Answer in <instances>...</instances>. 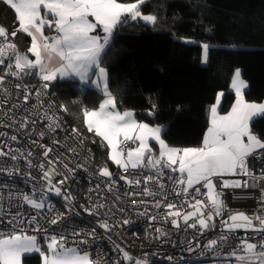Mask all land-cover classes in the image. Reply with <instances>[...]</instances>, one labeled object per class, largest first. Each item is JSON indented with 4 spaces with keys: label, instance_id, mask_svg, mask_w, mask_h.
Wrapping results in <instances>:
<instances>
[{
    "label": "snow or ice",
    "instance_id": "6c2138e0",
    "mask_svg": "<svg viewBox=\"0 0 264 264\" xmlns=\"http://www.w3.org/2000/svg\"><path fill=\"white\" fill-rule=\"evenodd\" d=\"M3 3L14 10L16 25L10 34L6 27L0 25V65L4 66L3 73L0 74V93L3 98L0 104L8 103L12 93L6 85L8 76L16 79H23L24 76L36 75L41 84L36 86L33 93L26 84L17 83L16 89H23V101L25 104L35 96L37 103L32 105L34 111H29V116L38 115L44 127L36 131L37 120L23 116L21 120H16L9 116L12 109L5 111V116L12 120V124H4V127H12L18 124L20 129H28L29 124L33 127L27 132L29 136L35 132L38 140L31 143L42 151V157L38 163H33L30 157L34 156L31 149L25 151L20 148L13 149L6 142L0 144V157L11 159L12 161L24 160L25 173L28 181H32L31 192L24 193L19 190L13 192L7 184L0 183V218L10 217L7 223L12 226L10 233L0 232V264H23L26 254L38 253L42 259V264H101L100 260H93L88 252L82 251L79 247L68 246V235L62 230L56 234H49L48 229L41 226L38 219L41 212L47 210L54 213L47 217L49 225H59L64 220V213L55 209V205L50 202V196L61 197L66 202V207L71 212L70 205L74 200L71 192L68 191V182L73 180L77 169L87 171L84 163H77L70 166L63 155L51 156L53 147L42 143L45 136L54 134L58 129H62L61 117L58 113L50 114L48 109L54 107V102L48 103V108L44 109V101L41 99L40 89L46 90L50 83L59 79L78 78L82 85L90 84L104 97L97 108L89 109L82 107L81 112L83 122L88 132L94 133L106 142L109 149L108 159L123 171L129 168L132 170L149 169L154 170V174L145 175L142 179L139 176L129 178L120 175L119 179L124 180L130 186H141L142 192L125 193V196H150L161 197L154 201V206L159 209L164 207L167 211L163 215L165 221H169L174 228L180 227L182 219L188 228L208 230L215 228V220L222 217L226 209L223 200V192L217 190V182L214 178L224 176H239L246 179L222 180L220 188H242L257 187L258 181L264 179V169L261 175L256 176L252 168L249 167V157L264 156V139L254 134L251 130V122L254 117L264 116V103L249 102L244 98V90L248 87L247 82L242 79L241 70L235 69L231 79V88L235 91L236 101L231 110L224 115L218 112L219 96L217 103L210 108V124L203 137L202 143L197 147L178 148L170 146L162 136L164 129L157 125L151 126L148 123L139 122L135 118L133 110H118L117 97L109 87V75L105 67L102 66L103 59L110 46L117 26L124 22V17L131 20L137 18L155 25L157 16L144 14L140 6L145 0H135L132 3H121L119 0H2ZM51 17V18H49ZM91 18V19H90ZM45 28L52 29L55 35H46ZM100 29L103 35L97 33ZM27 34L30 39V47L26 52H20L13 42L17 33ZM202 62H208L209 45L203 44ZM30 54V55H29ZM34 57V59L32 58ZM55 61V63H54ZM23 105H12V108ZM41 109H44L41 111ZM155 104L149 110V115L153 114ZM60 110L67 112L66 105L61 104ZM22 121V122H21ZM0 136H8L7 133H0ZM80 136L79 130L72 128L71 136L67 139H75ZM11 141H17L18 136L13 134L9 137ZM155 141L159 146L158 152L153 149L149 141ZM129 142L135 144L128 147ZM82 143V139H81ZM51 144L61 146V141L51 139ZM66 152L73 155L76 153L75 147H69L67 143L62 145ZM5 148L8 150L5 151ZM6 162V161H5ZM264 164V160L260 161ZM35 168L39 175L34 176L32 169ZM17 165L5 167L4 162H0V173L12 177L20 174ZM167 178L172 182L176 196L190 197L184 203L193 211L181 212L179 209L183 204L173 202L164 203L168 200V187L164 184L165 172ZM99 177L107 178L106 188L108 192L113 190L117 183L112 179L113 173L107 166L101 167L96 173ZM60 177V179H56ZM154 183L156 189L148 185ZM199 185V187H197ZM100 184L97 183L90 192H97ZM201 188L206 192L201 193ZM3 189H9L7 195ZM200 194L205 199H196ZM98 194V193H97ZM117 199H120L117 196ZM17 201V211L12 212L13 201ZM262 207L253 215H248L243 211L231 212L227 220H222L226 232H222L217 239H211L205 245L208 251L214 253L218 259H222V264H264V190L260 197ZM194 201V202H192ZM132 205H137V200L130 201ZM148 203L141 199L139 204ZM30 206L35 210L36 215L25 217L20 211L23 205ZM7 205V206H6ZM106 207L104 203H93L91 208H85L90 215H98V210ZM121 212L123 208L118 209ZM111 211V209L109 210ZM138 215H148L147 209L138 212ZM149 220L155 221V215L148 216ZM189 221H192L189 223ZM4 222L0 219V223ZM99 227L106 232H110L114 227L128 225L129 220L124 219L122 224L112 225L107 219L98 221ZM30 227L33 233L43 234L46 244L44 250L38 242L36 234H29L24 227ZM71 228V235L87 236L95 239L96 230L77 231L75 226L65 225ZM243 229L255 233V237L244 238L227 252L222 249L228 246L229 235L227 233ZM159 234L154 237L160 239L168 236L162 228H157ZM110 239V238H109ZM80 243L87 244V239H82ZM115 249L122 253V259L130 264H149L146 258H135L132 254L115 245ZM167 259L172 260L171 256ZM114 264H121L120 260Z\"/></svg>",
    "mask_w": 264,
    "mask_h": 264
},
{
    "label": "trees",
    "instance_id": "16d2710c",
    "mask_svg": "<svg viewBox=\"0 0 264 264\" xmlns=\"http://www.w3.org/2000/svg\"><path fill=\"white\" fill-rule=\"evenodd\" d=\"M140 10L157 16V23L127 18L103 61L118 110L137 112L140 122L165 129L162 136L170 146L184 148L202 143L219 93L226 92L221 112L231 110L235 69L249 85L246 100L264 103V0H146ZM15 22L14 10L0 0V25L10 34ZM13 42L26 51L29 39L18 32ZM205 43L207 66L201 62ZM49 92L59 110L61 104L67 106V112L60 110L67 125L79 130L96 160L108 162V148L86 130L81 112L82 107L97 108L103 96L60 80ZM251 130L264 139V116L252 121ZM25 261L41 264L33 256Z\"/></svg>",
    "mask_w": 264,
    "mask_h": 264
},
{
    "label": "built area",
    "instance_id": "2783aa9c",
    "mask_svg": "<svg viewBox=\"0 0 264 264\" xmlns=\"http://www.w3.org/2000/svg\"><path fill=\"white\" fill-rule=\"evenodd\" d=\"M55 32L53 30V34ZM4 66L0 65V74L3 73ZM21 83L29 86V90L33 93L36 91V86L41 84V81L35 75L24 76L23 79H16L15 77L8 76L6 78V85L9 91L12 93L11 98L6 104H0V133H7L8 136H0V144L5 142L10 145L13 149L20 148L21 150L27 152L31 149L34 153L33 163H38L41 161L42 157L39 155L41 149L34 146L31 141L38 140L39 137L36 136L35 132L29 136L27 132L33 127L29 124L28 129H20L18 124H13L12 127H4V124H12V120L5 116V111L12 109L9 116H13L16 120H21L23 116H29V111H34L32 105L37 103L35 96H33L27 104L23 101L24 91L23 89H16L15 84ZM54 84L51 82L50 85ZM42 95L41 99L44 101V109L48 108L49 102H54L51 98L49 88L46 90L40 89ZM3 98V94L0 93V99ZM79 98H74L77 101ZM23 105L22 107L12 108V105ZM28 109L29 111H26ZM44 109H41L43 111ZM49 113H58L61 117L62 129H58L54 134H48L45 136L42 143L49 144L53 147V152L51 156L63 155L66 162H70V166H75L77 163H84L87 171L83 169H77L75 177L73 180L68 182L67 188L74 197L70 207L72 211L68 210L66 207V202L60 198H53L50 196V200L55 205V209L64 213V220L59 225H49L47 222V217H50L54 213H49L47 210L41 212L40 217H38L41 226L48 229L49 234H56L62 230L66 235H68V246L69 247H79L82 251L88 252L93 260H100L101 264H114V261L120 260L121 264H130L129 261L122 259V253L115 249V245H119L121 248L129 251L135 258H146L149 264H222V259H218L213 252L208 251L205 245L211 239H217L222 232H226L222 220H227L231 212L243 211L248 215H253L262 207V202L260 197L262 195V190H264V179L258 181L257 187H242V188H220V182L222 180H235V179H246L239 176H224L214 178L217 182V190L223 192V200L226 204V209L222 217H217L215 220V228H210L208 230H200L188 228L184 225L183 220H180V227L174 228L169 221H165L162 217L167 211L164 207L157 209L154 206V201L161 199V197H150V196H125L127 193H140L142 192L141 186H130L126 181L120 180V175H125L129 178H134L139 176L141 179L145 175L154 174V170L149 169H137L132 170L129 168L127 171L115 168L109 162L99 163L96 160L95 152L85 144L81 138L77 137L75 139H67L66 137L71 136V128L67 125L64 116L61 111L54 103L52 109H48ZM30 119L37 120L35 125L36 131H40L44 127V123L40 122L38 115L29 116ZM22 122V121H21ZM17 135V141H11L9 137L11 135ZM61 141V146H54L51 144L52 138ZM67 143L69 147H75L76 153L78 155H73L66 152L64 145ZM128 147H134V144L129 142ZM8 149L5 148V151ZM264 160V156L249 157V167L253 169L256 176L261 175V169H264V164L260 161ZM6 161V162H5ZM0 162H4L5 167H11L12 165H17L20 168V174L12 177H8L4 173H0V183L7 184L10 186L11 191L15 192L19 190L20 192L30 193L32 181H28L25 173L28 170L26 168V163L24 160L12 161L4 157H0ZM107 166L109 170L113 173L112 179L116 180L117 183L113 186L111 192L107 191L106 184L107 178L99 177L96 173L101 167ZM32 173L34 176H38V171L33 168ZM169 172H165L164 184L168 187V200L164 203L173 202L177 204H183L179 210L181 212L193 211L192 208L188 207L185 200H190V197H185L183 195L176 196L174 192L175 189L172 182L168 180ZM57 180L60 177L56 178ZM100 184V188L97 192H90V189H94L96 184ZM150 188L157 189L154 183L148 185ZM199 187V185H197ZM9 189H3L5 195H7ZM196 195V199H205L203 195L195 194L193 190H190ZM206 192V189L201 188V193ZM98 193V194H97ZM117 196L120 199H117ZM132 199L137 200V205H132L130 201ZM143 199L148 201V203L141 205L139 201ZM194 202V201H192ZM13 206L11 208L12 212L17 211V201H13ZM93 203H104L106 207L98 210V215H90L85 211V208H91ZM7 206V205H6ZM123 208L125 211L121 212L118 209ZM111 209V211H109ZM145 209L148 211V215L141 216L138 212H143ZM25 215V217L36 215L35 210H33L28 205H23L20 208ZM155 215L157 219L155 221L149 220L148 216ZM10 217H2L4 222L0 223V232L10 233L12 226L7 223V219ZM107 219L110 224L117 225L122 224L124 219L129 220L128 225H122L114 227L110 232H106L104 229L99 227L98 221ZM192 221H189L191 223ZM65 225L75 226L77 231L86 230L90 231L92 228L96 230L95 239L87 237L84 235L73 237L71 235V228H65ZM28 230L29 234H36L38 236V242L41 244L42 248L46 250V244L44 241L43 234L33 233L29 226L24 225ZM157 228H162L168 233V236L161 237L160 239H155L154 237L159 234L156 232ZM229 235L228 246L222 249V252L229 251L232 247L239 242V240L246 237L251 238L259 237L251 232L245 231L243 229L236 230L232 233H227ZM110 238V239H109ZM82 239H87L88 243H80ZM171 256L173 259L169 260L167 257ZM234 264V262H233Z\"/></svg>",
    "mask_w": 264,
    "mask_h": 264
},
{
    "label": "crops",
    "instance_id": "0c3cea01",
    "mask_svg": "<svg viewBox=\"0 0 264 264\" xmlns=\"http://www.w3.org/2000/svg\"><path fill=\"white\" fill-rule=\"evenodd\" d=\"M146 1V0H145ZM119 2H121V1H119ZM121 3H123V2H121ZM8 6V5H7ZM142 6V5H141ZM141 6H140V9H141ZM10 7V6H9ZM49 18H51V17H49ZM127 18L128 17H124L123 19H124V22L127 20ZM91 19V18H90ZM135 21H143L142 19H140V18H137ZM123 22V23H124ZM143 22H145V21H143ZM123 23H121L120 25H118L117 26V28H116V30L114 31V34H113V36L114 35H116V33L119 31V29H120V27L122 26V24ZM147 23V22H146ZM19 33H21V32H19ZM97 33H99L100 35H103V33H102V31L98 28L97 29ZM22 34V36H24V37H26V38H28L29 39V44H28V47H27V49L30 47V43H31V39H30V37L27 35V34H24V33H21ZM45 34L46 35H52L53 34V30L52 29H48V28H45ZM112 41H113V37H112V39H111V41H110V45H111V43H112ZM110 47V46H109ZM109 49V48H108ZM108 49H107V51H108ZM27 51V50H26ZM26 51H20V52H26ZM30 55V54H29ZM33 59H34V57H32ZM105 58V57H104ZM209 59V58H208ZM103 61H104V59H103ZM201 62H202V60H201ZM54 63H55V61H54ZM207 63H209V60H208V62ZM207 63H203L202 62V65H204V66H207ZM102 66H103V62H102ZM36 76V75H35ZM241 76H242V79H243V75H242V71H241ZM39 79V78H38ZM57 80H60V81H68V82H71V83H73V84H76V85H78L83 91L84 90H87V89H91V90H93V91H95V92H97V93H99V94H101L99 91H97L95 88H93L90 84H88V85H82L80 82H79V80H78V78H71V79H57ZM56 80V81H57ZM53 82H55V81H53ZM248 84V83H247ZM248 88H249V85H248V87L244 90V98L246 99V97H245V92L248 90ZM231 92H233L234 94H235V91L231 88ZM221 93H223V96H219V94H218V96H219V105H218V112L221 114V115H224V114H227V113H222L221 112V107H222V105H223V102H224V99H225V96H226V92H221ZM102 95V94H101ZM235 96H236V94H235ZM102 98H104V97H102ZM217 99H218V97H217ZM217 103V100H216V102H215V104ZM214 104V105H215ZM135 112V111H134ZM258 117H261V116H257V117H254V119H256V118H258ZM135 118H136V120L137 121H139V116H138V113L137 112H135ZM253 119V120H254ZM252 120V121H253ZM140 122V121H139ZM252 123V122H251ZM164 129V128H163ZM165 130V129H164ZM97 137H99V136H97ZM100 138V137H99ZM100 139H102V138H100ZM164 139V138H163ZM104 142V141H103ZM149 143L151 144V146L153 147V149L155 150V151H157L158 152V150H159V146H158V144H156V142L155 141H149ZM104 144L106 145V142H104ZM134 146H135V144H134ZM108 148V147H107ZM108 153H109V149H108ZM110 164H112V166L113 167H115V168H119L118 166H116L114 163H112L110 160L108 161ZM120 169V168H119ZM240 230V229H239ZM29 256H33V257H37V258H40V261H41V264H42V259H41V257L39 256V254L38 253H31V254H26L25 255V257H24V261H23V264H26V258L27 257H29Z\"/></svg>",
    "mask_w": 264,
    "mask_h": 264
},
{
    "label": "rangeland",
    "instance_id": "374dc122",
    "mask_svg": "<svg viewBox=\"0 0 264 264\" xmlns=\"http://www.w3.org/2000/svg\"><path fill=\"white\" fill-rule=\"evenodd\" d=\"M202 57H203V55H202ZM208 58H209V52H208ZM209 60V59H208ZM207 65H208V63H207ZM77 102V101H76ZM53 198H60V197H56V196H54V195H51ZM50 202L51 203H53L54 201L53 200H50Z\"/></svg>",
    "mask_w": 264,
    "mask_h": 264
}]
</instances>
